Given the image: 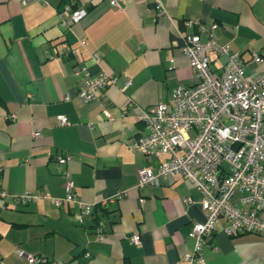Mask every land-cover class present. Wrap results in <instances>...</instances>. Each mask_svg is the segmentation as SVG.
<instances>
[{
	"label": "crops",
	"instance_id": "crops-1",
	"mask_svg": "<svg viewBox=\"0 0 264 264\" xmlns=\"http://www.w3.org/2000/svg\"><path fill=\"white\" fill-rule=\"evenodd\" d=\"M159 1L161 11L156 0L121 6L109 0H0V188L6 192L0 197V264H185L194 245L189 231L204 219L201 193L180 174L139 187L138 167H156L168 154L147 157L129 142L147 132L138 118L142 110L170 103L177 86L197 80L180 49V33L198 31L202 41L213 36L228 43L246 71L262 66L251 55H264V0ZM65 3L86 13L76 21L61 17ZM54 48L70 53L56 56ZM208 54L219 68L222 58ZM76 65L90 75L104 70L114 80L97 98L84 100L77 94L83 73H74ZM59 155L69 157L61 166ZM64 170L77 199L103 209L78 222L80 208L72 201L14 203L15 195L37 190L64 196ZM120 191L125 194L113 198ZM242 195L235 190L231 200L246 207ZM95 217L100 226L91 227ZM225 225L222 217L216 222L202 249L204 264H264V235L227 234ZM133 234L138 244L130 240Z\"/></svg>",
	"mask_w": 264,
	"mask_h": 264
},
{
	"label": "built area",
	"instance_id": "built-area-1",
	"mask_svg": "<svg viewBox=\"0 0 264 264\" xmlns=\"http://www.w3.org/2000/svg\"><path fill=\"white\" fill-rule=\"evenodd\" d=\"M109 2L121 6L125 0ZM155 6L163 10L159 0ZM85 13L84 7L71 9L68 3L58 11L61 17L72 21ZM184 23L195 24L199 30L206 28L194 19H185ZM215 27V22L210 25V28ZM179 37L180 49L188 58L197 80L192 85L177 86L170 103L158 102L142 110L138 118L144 122L147 132L131 138L129 148L147 157L168 154L156 167L151 164L138 167L139 187L160 177L180 174L200 191L204 219L190 229L189 236L193 237L194 245L192 251L183 256V261L185 264H204L202 249L221 217L226 220L224 231L227 234L252 231L264 235V216L261 215L264 211V55L252 53L251 58L262 66L246 71L240 53L232 50L228 43L219 42L213 36L202 41L198 31L180 33ZM210 51L222 58L219 68L212 67ZM52 52L56 56L68 55L70 48H54ZM93 57L98 58L97 55ZM74 73H83L77 94L84 100L97 98L100 90L114 80V76L104 70L90 75L85 65H76ZM129 83L130 79H127L126 85ZM104 112L108 114L106 109ZM58 119L60 123H68L63 115ZM68 158L59 155L57 165L65 164ZM63 175L64 196L53 197L44 190H37L15 195L14 203L24 204L40 197L50 199L56 206L72 201L80 208L75 219L82 222L83 216L94 206L78 200L69 173L64 170ZM235 190L243 192L240 203L246 207L231 200ZM124 194L125 191H120L113 198H121ZM5 195L0 188V197ZM102 237L99 229L98 239ZM130 240L140 242L137 234L131 235ZM16 252L26 255L21 249ZM26 256L32 261H44L40 256Z\"/></svg>",
	"mask_w": 264,
	"mask_h": 264
},
{
	"label": "trees",
	"instance_id": "trees-1",
	"mask_svg": "<svg viewBox=\"0 0 264 264\" xmlns=\"http://www.w3.org/2000/svg\"><path fill=\"white\" fill-rule=\"evenodd\" d=\"M102 206H103V205L100 204V205L97 206V207H100V209H103ZM97 207L94 206V207L92 208V210H91V212H90V215H93V214L95 213ZM88 215H89V214H88ZM92 220H94V221H93V224H91V227H97V226H100V225H98V224H99V220H98L96 217L93 218ZM98 228L102 230L101 227H98ZM210 236H211V235H210ZM210 236H209V237H210Z\"/></svg>",
	"mask_w": 264,
	"mask_h": 264
}]
</instances>
